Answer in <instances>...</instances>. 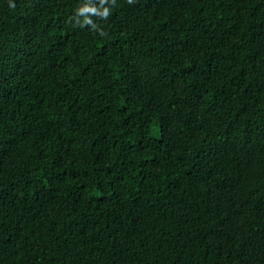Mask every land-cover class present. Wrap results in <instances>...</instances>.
<instances>
[{
	"label": "trees",
	"instance_id": "16d2710c",
	"mask_svg": "<svg viewBox=\"0 0 264 264\" xmlns=\"http://www.w3.org/2000/svg\"><path fill=\"white\" fill-rule=\"evenodd\" d=\"M0 264H264V0H0Z\"/></svg>",
	"mask_w": 264,
	"mask_h": 264
}]
</instances>
